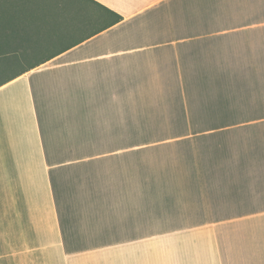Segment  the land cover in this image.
I'll return each mask as SVG.
<instances>
[{"label":"crops","instance_id":"crops-1","mask_svg":"<svg viewBox=\"0 0 264 264\" xmlns=\"http://www.w3.org/2000/svg\"><path fill=\"white\" fill-rule=\"evenodd\" d=\"M38 2L45 54L0 57V264H264V0Z\"/></svg>","mask_w":264,"mask_h":264},{"label":"rangeland","instance_id":"rangeland-1","mask_svg":"<svg viewBox=\"0 0 264 264\" xmlns=\"http://www.w3.org/2000/svg\"><path fill=\"white\" fill-rule=\"evenodd\" d=\"M38 1L39 0H0V20L5 16L8 23H13L11 27L23 28V34L28 35V31L33 26V22L40 18L42 4ZM0 27L2 26L0 25ZM27 42L28 41H26V43ZM22 46L23 44L15 45L17 50H20ZM19 60L26 64L24 66H27L28 64L35 63L37 58L26 55V62H23L25 61L23 56H21ZM19 67H21V63L18 62L14 64L12 68H9L8 72L10 73ZM227 85L230 86L231 84ZM209 98H214L213 93H209Z\"/></svg>","mask_w":264,"mask_h":264},{"label":"trees","instance_id":"trees-1","mask_svg":"<svg viewBox=\"0 0 264 264\" xmlns=\"http://www.w3.org/2000/svg\"><path fill=\"white\" fill-rule=\"evenodd\" d=\"M113 14L114 18L112 19V23H115L121 19L118 14ZM1 20L0 25L2 27H0V57L14 55L13 57L19 60L21 56L26 58V55H30V57H36L37 61H39L40 57L43 55V53L45 54V52L42 50V45H40L42 43L43 36L38 33L39 30L35 27V25L33 26V31L36 32L34 34L26 35L16 33V31L23 30V28L11 27L13 23H8L5 16ZM26 41H28L27 43L31 50L26 51L24 49V43ZM16 44H23V46L20 50H17L15 47Z\"/></svg>","mask_w":264,"mask_h":264}]
</instances>
